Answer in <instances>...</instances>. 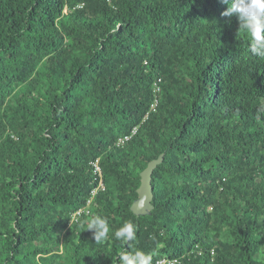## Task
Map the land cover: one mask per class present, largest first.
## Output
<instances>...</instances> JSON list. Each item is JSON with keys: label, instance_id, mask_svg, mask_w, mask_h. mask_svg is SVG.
<instances>
[{"label": "trees", "instance_id": "1", "mask_svg": "<svg viewBox=\"0 0 264 264\" xmlns=\"http://www.w3.org/2000/svg\"><path fill=\"white\" fill-rule=\"evenodd\" d=\"M226 8L0 0V264H264V57Z\"/></svg>", "mask_w": 264, "mask_h": 264}, {"label": "clouds", "instance_id": "2", "mask_svg": "<svg viewBox=\"0 0 264 264\" xmlns=\"http://www.w3.org/2000/svg\"><path fill=\"white\" fill-rule=\"evenodd\" d=\"M223 3L227 4L223 15L229 18L235 16L239 30L248 35L250 51L264 57V0H223ZM87 230L92 232L97 243H102L108 239L110 226L106 217L96 215L88 221ZM136 233V225L126 221L122 227L115 230L114 238L126 245L135 240ZM119 261L120 264H151V257L139 250H124L119 256Z\"/></svg>", "mask_w": 264, "mask_h": 264}, {"label": "water", "instance_id": "3", "mask_svg": "<svg viewBox=\"0 0 264 264\" xmlns=\"http://www.w3.org/2000/svg\"><path fill=\"white\" fill-rule=\"evenodd\" d=\"M162 161V155L150 161L140 172V183L136 189L137 197L131 203V210L135 214H147L151 209L152 185L151 176L157 163Z\"/></svg>", "mask_w": 264, "mask_h": 264}, {"label": "built area", "instance_id": "4", "mask_svg": "<svg viewBox=\"0 0 264 264\" xmlns=\"http://www.w3.org/2000/svg\"><path fill=\"white\" fill-rule=\"evenodd\" d=\"M128 137L126 136L124 139H127ZM96 163V162H95ZM99 187L100 188H103L104 187V184L102 181H99ZM174 262H176V259H172V260H168L167 258H163V259H160L156 262V264H173Z\"/></svg>", "mask_w": 264, "mask_h": 264}]
</instances>
